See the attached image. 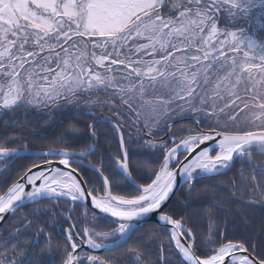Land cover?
<instances>
[{"label":"snow or ice","instance_id":"1","mask_svg":"<svg viewBox=\"0 0 264 264\" xmlns=\"http://www.w3.org/2000/svg\"><path fill=\"white\" fill-rule=\"evenodd\" d=\"M164 2L0 0V107L4 110L56 104L61 97L71 98L102 87L106 92L112 88L108 94L118 96L122 104L127 105L124 114L134 118L133 126L140 139L154 135L153 126L174 106L181 110L187 106L194 111L208 106L213 113L217 109L220 113L227 112L230 120V123L221 124L217 119L212 123V118L206 117L204 124L212 131L199 133L197 129L198 134H190L179 143L172 140L175 146H170L168 141H161L159 145L148 141V147L159 150L158 170L151 173L154 178L150 182L136 184L133 181L135 191L109 190L107 177L100 189L104 195L97 196L95 187L85 190L73 174L75 169L61 170L47 163V157L62 155L70 159H60V165L78 164L67 151L34 153L44 158L47 171L34 164L17 182L12 181L21 176L23 169L9 178L0 173V190L6 189L0 195V214L10 208L14 210L17 207L14 202L22 198L38 201L51 196L56 199L70 197L76 202L91 196L95 209L115 218L111 233L90 232L87 228L76 230L70 225L71 230L65 236L69 244L64 264H85V259L89 264H115L111 259L95 255L78 258L75 250L81 242L76 237L85 236L92 249L110 250L131 238L137 221L153 216L157 223L171 227L170 242L174 241L182 253L181 264H264V247L254 246L244 239L233 242L227 235L223 240H209V244L218 243L219 246L197 254L198 250L181 239L182 236L191 239L193 229L191 226L185 229L182 220L174 218L167 208L181 178L185 183H193L202 173L220 174L221 169H229L234 159L242 156L254 141L264 142V129L256 132L237 128L240 117L231 115L239 107L237 100L250 110L247 100L233 91L242 79L241 73H247L253 84L260 83L264 87V39L256 38L255 32L247 34L244 28L228 31L218 26L221 13L229 18L239 14L247 17L252 9L264 8V0H181V3L172 4L179 11L177 18L161 16L159 8ZM254 19L264 27V22ZM109 59L110 64L106 65ZM96 66L103 69V74L96 71ZM224 72L227 75L222 76ZM257 72L261 77L259 81L254 75ZM209 85L212 87H205ZM251 94L254 99L258 97L255 107L264 121V95L259 90ZM116 124L129 137L124 140L121 136L123 148L131 144L132 133L123 121L118 119ZM139 125L144 126V132ZM22 141L21 136L19 141L11 143ZM16 154L9 146V137L0 135V158ZM124 158H127L126 152ZM120 170L131 178L126 162ZM114 191L118 194H113ZM261 191L264 192V186ZM92 215L95 217V213ZM3 219L4 215H0V220ZM32 227L29 221L22 225V230L26 232ZM108 239L112 240L111 244L104 243ZM167 259L162 256V264ZM10 260L5 259L0 264H10ZM11 264H22V261H11Z\"/></svg>","mask_w":264,"mask_h":264},{"label":"trees","instance_id":"2","mask_svg":"<svg viewBox=\"0 0 264 264\" xmlns=\"http://www.w3.org/2000/svg\"><path fill=\"white\" fill-rule=\"evenodd\" d=\"M59 102V104L56 102V104H50L41 109H29L26 106H21L11 111L3 110L0 115V135L6 134L9 137V146L12 149H23L24 145L28 144L30 140L36 141L33 138V132L46 134L45 136L40 135V133L34 135H36L35 139L42 143L43 146L45 145L43 148L47 150L58 146L57 143L59 144L61 140L59 139L60 136L63 139L70 136L74 140H79L80 136H83L81 139H83L84 144H91V139L88 137L93 133L95 136L98 132L97 130L101 131V125L94 126L92 133H90L88 128L94 119L86 115L88 120L85 124H74V119L70 118V116L74 117L73 115L59 113H75L81 108L60 109L58 105H62L63 100ZM237 112H234L232 116L240 117L241 114L236 115ZM58 114L67 120L62 126H57L55 122H51L56 119ZM75 114H79V118H82V112ZM218 118L222 120L220 122L221 124L225 122L230 123L227 112H219ZM245 118H247L246 115H242L239 120L241 121ZM238 124H236V127H241ZM184 125L187 124H181L176 127L182 128ZM124 126L132 133L131 144L125 146L130 157L129 166L131 174L140 184L150 182L153 178L151 173L156 170L153 168L158 166L156 158L159 155V150L145 145L146 141L137 137V128L133 124L124 122ZM105 127L109 132L115 133L111 126L105 124ZM139 128L142 132L144 126L139 125ZM258 128H264V123ZM114 135L113 138L108 135L109 140L104 138L103 144L112 141L113 144L117 145L118 139L116 134ZM123 135L124 140H128V135L124 133ZM21 136L23 137L22 142L11 143V141H19ZM253 155L263 156L257 152H254ZM16 158H8L4 162L0 160V169L3 165H10V169L2 172L4 178H9L13 173L23 169L24 171L21 172L22 176L28 170V165L23 166L21 157L20 162L22 164L19 167H15V164H12V162ZM102 172L108 178L111 190H136L118 171H113L107 162L104 163ZM250 173L257 174V171L254 170ZM93 175L100 182L99 177L96 174ZM21 176L16 177V180ZM113 180L115 181L114 183ZM216 180L221 183L220 187L217 184H210L209 180L198 178L195 179L192 186L188 183L185 184L177 191L167 207L174 218L181 219L187 229L190 226L193 229L191 239L187 236L186 238L189 242H193V248L198 250L197 254L218 244H209V240H221V238H224V235H227L229 240L232 241L237 240L235 237L238 239H249L250 241L256 240L257 245L260 244V246L264 247V227L260 223L263 219H259V217L253 216L251 213H241L240 217L244 219L243 223L246 222L247 226L240 223L238 228L233 227V202L229 196V190L231 188L230 175L228 173L223 174ZM249 180L252 181L253 178L251 177ZM93 184L94 182H91V185ZM5 191L6 189L0 190V194ZM113 194L118 193L114 191ZM38 203L47 204L48 201L41 200ZM36 204L27 205L19 209L1 228L0 242L3 243H0V262L9 258H11L10 264L11 261L15 260L22 261V264H62L64 261L65 258H61V256H65V249L68 248V243H65L63 238L58 235L59 231L56 226L65 225L66 223L57 212H34L32 208ZM29 221H31L33 227L25 232L22 230V225L27 224ZM111 227L112 224L103 221V226L99 229L106 231ZM18 230L19 234L17 235ZM35 237H38L37 244H34ZM4 245H7V247ZM68 250L70 251V248ZM133 250L135 254H133ZM11 253L13 256L9 257L8 254ZM97 256L104 259H111L115 264H162V256L168 257L164 264H181L182 260L176 252L172 241L170 242L168 230L156 224H146L140 227L123 246ZM85 264L88 263L85 261Z\"/></svg>","mask_w":264,"mask_h":264},{"label":"flooded vegetation","instance_id":"3","mask_svg":"<svg viewBox=\"0 0 264 264\" xmlns=\"http://www.w3.org/2000/svg\"><path fill=\"white\" fill-rule=\"evenodd\" d=\"M221 20L219 21V27L221 29L224 30H228V31H238L240 28H244L246 30V33L251 35L254 30H253V21H256V19L254 20V13L253 11L250 12L248 14L247 17L243 16V17H235V18H229L227 17V14L225 13H221ZM260 21H264V14L261 15L260 18H258ZM234 21V22H233ZM251 21V22H250ZM255 36H258V39L260 36L264 37V33H260L256 34ZM264 39V38H263ZM210 86V85H209ZM206 87V86H205ZM223 92V91H221ZM78 112H82V118H79V114H75L72 112H60L59 114H68L69 115H73V118L75 123L74 124H85L86 121L88 120L86 118V115L93 118L94 120L92 121V123L90 124V126L92 125V128L94 126H99L101 125V131L97 130L98 132L96 133V135H90L88 138L91 139V144L85 145L83 139V136H80L79 140H74L72 139V137L67 136L65 139H63V137L60 136L59 139L60 142L59 144L57 143V147H52L53 149H59V150H64V151H69L72 153H81L83 154L82 156H72L71 159H75L78 164H70V167L72 169H75V171L77 172V174L81 177L83 183L85 184L86 188L88 189V191H91V189L93 187H95L97 189L96 195L97 196H102L104 195L103 191H100V189L103 187V180L100 176L99 173H97L95 170H93L91 167L97 168L100 173L106 177L103 172L102 169L104 168V163H108L111 166V169H113V171H118V165H117V161H121L122 160V153H121V149L119 147V145H115L113 144L112 141L110 142H105V144H103V139L106 138L108 139V135L109 137L113 138V136H115V133H111L109 132L106 127L105 124L109 125L105 120L103 119H109L113 122L116 123V121L118 120L117 117H115L113 115L114 110L110 109L108 106H100L98 108H96V110L94 112H88L84 109H80L77 110ZM194 112V110H193ZM201 111H197V114H199ZM56 116V119H54L51 122H55L57 124V126H62L64 125V123L67 121L64 118H62V115ZM200 117V115H196ZM189 117V116H188ZM190 121H188V123H184L187 124L186 126L182 127V128H176L174 127L171 132H170V136H166V129L165 130H161L158 133H155L151 139L153 140V142L156 145H159L161 141H168L170 146H174V144L172 143V140H175L177 143H179L181 141L182 138H187L188 135L190 134H198L197 129L199 130V133H203L205 131H209L212 130L208 127L205 126L204 122L202 120L197 119L196 117L190 116ZM69 119V118H68ZM98 120V121H96ZM49 121V122H50ZM123 122H126L125 119L122 120ZM96 126V127H97ZM110 126V125H109ZM119 126V125H118ZM53 128H55V126H53ZM187 130H191V132L187 131ZM82 131V130H81ZM84 132V131H83ZM36 133H40V132H33V138L36 141H32L30 140L28 142V144L24 145L23 149H29V150H35V151H45L47 149H44L43 144L40 143L39 141H37V139H35ZM40 135L45 136L46 134L40 133ZM79 135V134H77ZM86 138V137H85ZM86 138V139H88ZM63 140V141H62ZM66 145H71V147H65ZM49 148V149H52ZM257 152L262 154L263 156H254L253 153ZM160 153L158 155V157L156 158V160L159 159ZM178 157L180 159H183V156H180V154H178ZM23 160V166H27L28 165V169L31 168L32 165H40L42 163L45 162L44 158L39 157V156H34V157H30V156H23L21 157ZM65 159H70L65 158ZM49 160V159H47ZM60 160V159H57ZM128 165H129V161H130V157L128 155ZM15 164V167H19L20 164H22L20 162V157H17L15 160H13L12 164ZM10 165H6L0 169V173L4 172L3 169L9 168ZM13 167V166H12ZM130 168V166H129ZM154 170L158 169V166L156 168H153ZM257 171V174H251L250 172L252 171ZM27 171V170H26ZM228 173L230 175V184H231V188L229 190L230 193V197L232 200V205H233V209H232V220H233V227L238 228L240 223L242 224L244 219H242L240 217L241 213H251L253 214V216H257L259 217V219H263V221H261V225L262 227H264V192L261 191L260 186L263 185L264 186V147L260 148L259 150L257 148H251L249 150H246L244 152V154L236 159H234L230 169L228 171H226L224 174ZM93 174H96L99 177L100 182L95 178V176ZM223 175V174H222ZM221 175V176H222ZM253 178L252 181L249 180V178ZM154 178V177H153ZM220 176L218 177H214V178H208V179H202V180H209L210 184L215 185L217 184L219 187L221 186L216 179H219ZM135 179V178H134ZM136 180V179H135ZM137 181V180H136ZM195 181V180H194ZM91 182H94L93 185H91ZM139 183V182H138ZM187 184V183H186ZM192 186V183H188ZM185 185V184H184ZM183 185V186H184ZM111 190V187H110ZM52 211L53 212H57L60 215L61 218H63V214L64 213H68L70 215H72V218H69L68 220V224L67 225H57V230L58 235L63 238V240L65 241V243H68L67 240L65 239V236L67 235L68 231H70V225L72 226L73 229L79 230L81 228H87L89 226L88 223V219L86 217V212H88V209L85 208L83 205L77 203V202H73V201H65V202H60V201H55L53 203V207H52ZM146 224H150L153 225L154 223H146ZM145 224V225H146ZM59 226V227H58ZM103 226V222H101V224L99 225L100 228H102ZM144 226V225H143ZM139 229V228H138ZM111 230V228H109L107 231ZM106 232V231H102ZM40 233V232H39ZM76 240H82L84 243H86V237L81 235V236H77ZM235 239H237L236 241L233 242H239L241 239H238L237 237H235ZM244 239V238H242ZM221 240H223L221 238ZM246 241H248L249 243H251L252 245L256 246V240L250 241L249 239H244ZM100 242V241H98ZM219 244H216L210 248H216L218 247ZM260 246V244H259ZM87 255H91L90 253H81L80 254V258L81 257H86ZM9 257H12L13 254H8ZM61 258H65V256H61ZM85 261L89 264V262L85 259ZM62 264H64V261L62 262Z\"/></svg>","mask_w":264,"mask_h":264},{"label":"rangeland","instance_id":"4","mask_svg":"<svg viewBox=\"0 0 264 264\" xmlns=\"http://www.w3.org/2000/svg\"><path fill=\"white\" fill-rule=\"evenodd\" d=\"M173 3H180L181 0H170ZM179 10H183V9H179ZM253 11L254 13V18H260L261 17V13H264V8L261 7H257L251 10V12ZM159 12L161 14L162 17H172V18H177L179 15V11L177 9H174L172 7V5H168L167 4V0H165V2L161 5V7L159 8ZM175 12V13H174ZM176 14V15H175ZM243 14H239L238 17H243ZM253 18V19H254ZM255 20V19H254ZM253 30L256 34L260 33H264V27H260L256 21H253ZM261 22H264L263 20ZM219 26V24H218ZM258 38V36L256 37ZM260 39H263L264 37L260 36ZM88 39V38H86ZM91 39H99L97 37H92ZM140 42H146V41H140ZM97 54H99V50L97 49ZM229 55H232V53H228ZM242 55V53H241ZM94 63V62H93ZM106 65L110 64V59L108 61L105 62ZM230 63V62H229ZM113 67H117V66H113ZM96 71L99 72H103V69L100 68L99 66H96ZM112 75H116L118 76L119 73H111ZM221 75H227L226 72L221 73ZM255 78L257 81H259L261 79L260 74L254 73ZM242 79L240 81L239 84H236L235 89H233V91H236L239 93L241 99H246L249 106H250V110L249 109H245L243 104H240L239 100H237V104L239 105V107H237L236 111H238L236 113V115H240V118L242 117V115H246L247 118L243 119V120H239L238 121V126H241L242 128H258L260 125H263L264 121H262L261 117H260V113H259V109L255 107V103H256V99H258V97L256 99L253 98V95L251 94L254 90H259L261 95H264V87H262V84L257 83V84H253V82L251 80L248 79L247 73H241ZM232 82L235 83V77H232ZM212 86H206V88H211ZM229 87H231V85H229ZM245 89H247V91H245ZM113 91L112 88H108L107 92L105 90H103V88L101 87L99 90L98 89H92L89 90L83 94H80L79 96H74L69 98L67 101L63 102L62 105H58V107L60 109H65V108H81L84 109L88 112H94L97 108L98 105L101 106H108L111 110H114L113 115L115 117H117L119 120H123L125 119L126 122H130L133 124V119L134 118H129L127 115H125L124 113L127 112V105L122 104L120 98L118 96H113V95H109L108 93H111ZM221 91H223V89H221ZM225 99H235V97H225ZM0 104H2V97H0ZM221 107H223V102H220ZM44 105H41L39 107H37L36 105H28L26 107H28L29 109H39L41 107H43ZM48 106V105H46ZM198 107L199 104H197ZM116 109H119L120 111H116ZM253 109L255 111H253ZM3 108L0 107V115L3 112ZM235 111V112H236ZM218 112L219 110L217 109L216 113H213V111L211 110L210 107L208 106H204L203 109L201 110V112L199 114H197V111L190 110L187 106H184L183 110H181L180 108L177 107H173V109H170L168 111V113L166 114V116L164 118H162L157 124H155L152 128V132L153 133H158L159 131L163 130L164 128H166L168 125H170V123L174 122V121H178L181 119H185V118H190V116L196 117L199 120H202L203 122L205 121L206 117H211L212 123H216L218 118ZM253 113H255V115H253ZM196 115H200V117L195 116ZM233 115V113L231 114ZM189 116V117H188ZM219 122H221V120H219ZM249 123V124H246ZM186 126V125H184ZM241 127H237V128H241ZM151 136H147L145 135L143 140H145V145L148 146V141H151L153 144V141L150 140ZM47 208H49V204L46 205ZM86 217L88 219V229L90 230V232H95V233H102V232H96L95 231V226H99L101 224V220L98 216L95 215V217H93L92 213L90 212H86ZM63 218H64V222L66 223L65 225L68 224V220L69 218H72V215L68 214V213H64L63 214ZM245 226H247V223L244 222L243 223ZM109 233H111V230L107 231ZM108 241H112L111 239H108L104 242H108Z\"/></svg>","mask_w":264,"mask_h":264},{"label":"water","instance_id":"5","mask_svg":"<svg viewBox=\"0 0 264 264\" xmlns=\"http://www.w3.org/2000/svg\"><path fill=\"white\" fill-rule=\"evenodd\" d=\"M184 121H186V120H179V121H177V122H175V123H173L171 126H174L175 124H178V123H181V122H184ZM110 124L113 126V128L115 129V131L117 132V134H118V138H119V146H120V149H121V153H122V160L120 161H117V165H118V168H119V172L121 173V175L133 186V187H135L136 188V185L133 183V181H135L134 179H133V177L131 176V178H128V173H122L121 172V170H120V166L123 164V163H127V166H128V160H127V158H128V156H127V158H126V160H125V158H124V153L126 152L125 151V147H121V144H120V140H121V136H122V133H121V131L119 130V128L115 125V124H113V123H111L110 122ZM212 131V130H211ZM259 131H261V130H259ZM259 131H256V132H259ZM208 132H210V131H206V132H204V133H208ZM257 144H264V142H262V141H260V140H256V141H254L253 142V145H257ZM212 147H215V145H212ZM16 151V155H13V156H30V157H34V156H37V155H33L34 153H47L48 151H35V150H29V149H27V151H24V150H15ZM52 152L53 153H62V152H65V151H62V150H52ZM68 152V151H67ZM70 153H72V152H70ZM73 154V156H82L83 154H81V153H72ZM40 157V156H39ZM63 157H66V156H62V155H53V156H50V157H47V159L48 158H63ZM3 159V158H2ZM59 161L60 160H53V159H51V160H49V161H47V163H50V164H52L54 167H59L61 170H69V171H71L72 170V168L70 167V166H65V165H60L59 164ZM233 163V162H232ZM232 165V164H231ZM38 167H40V168H42V169H44L45 171H47V165H46V163L44 162V163H42V164H40V165H37ZM93 170H95L97 173H99L100 174V176H101V178H102V180H103V182H104V176L100 173V171L97 169V168H94V167H91ZM230 169V168H229ZM229 169H227L226 171H228ZM33 170H35V169H33ZM225 170H221V172H220V174H204L202 177H216V176H219V175H221L222 173H224V172H226ZM128 172L130 173V170H129V166H128ZM73 174L74 175H76V177H77V179H78V181H81L82 182V188H84L85 190H87L88 191V189L86 188V186H85V184L83 183V181H82V179H81V177L77 174V172L76 171H74L73 172ZM201 177V176H200ZM20 180V178L17 180V181H19ZM16 181V182H17ZM135 183L136 184H138L136 181H135ZM185 182H184V180H183V178H181L180 180H179V185H178V187H176L175 189H174V192H173V194H172V196H171V198H170V200H169V202H168V205L170 204V202L172 201V199H173V197L175 196V194H176V192L178 191V189L184 184ZM108 188H109V190H110V187H109V185H108ZM51 197H55V196H51ZM49 198V197H48ZM60 199H65V200H71V198L70 197H67V198H60ZM72 201V200H71ZM32 202H34V201H30V200H28L27 198H22V200L20 201V202H14L16 205H17V207L13 210V209H9V210H7V212L5 213V214H0V215H4V219L3 220H0V227L5 223V221L15 212V211H17L18 209H20L21 207H23L24 205H26V204H29V203H32ZM76 202H78V203H80L81 205H83V206H85V207H87L89 210H91L93 213H95V214H97V215H99V216H101V217H103V218H105V219H107V220H109V221H111L112 222V220L113 219H115V218H112V217H110V214H103L102 212H100V210H98V209H95L93 206H92V203H91V196H86L85 197V199L83 200V201H76ZM167 205V206H168ZM146 223H155V224H157V225H159V226H161V227H165V228H167L168 230H169V232H170V234H171V227L170 226H165V225H163L162 223H157V221H156V219H155V216H153L151 219H142V220H140V221H137L136 222V227H135V229H134V231L138 228V227H140L141 225H143V224H146ZM133 231V232H134ZM77 239V238H76ZM181 239H182V242L183 243H185V244H188V245H190L188 242H187V240H186V238H185V236H182L181 237ZM86 240H87V238H86ZM128 240V238H126V241ZM79 241L81 242V246L80 247H78L76 250H75V254L77 255V257H78V253L80 252V251H88V252H91V253H94V254H101V253H104V252H107V251H111V250H113V249H115V248H117V247H119V246H116V247H113V248H111L110 250L109 249H107V248H105V249H92L89 245H88V243H84L82 240H80L79 239ZM112 242H107L106 244H111ZM173 244H174V246H175V243H174V241H173ZM123 245V244H122ZM121 246V245H120ZM176 248V247H175ZM176 250H177V253L180 255V257L182 258V253H180V251L176 248ZM237 254H239V253H237Z\"/></svg>","mask_w":264,"mask_h":264}]
</instances>
